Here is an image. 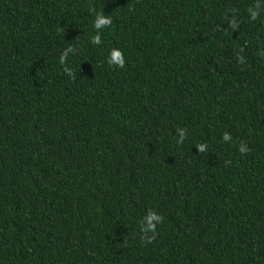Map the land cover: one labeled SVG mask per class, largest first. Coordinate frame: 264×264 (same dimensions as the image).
Returning <instances> with one entry per match:
<instances>
[{
    "label": "trees",
    "instance_id": "obj_1",
    "mask_svg": "<svg viewBox=\"0 0 264 264\" xmlns=\"http://www.w3.org/2000/svg\"><path fill=\"white\" fill-rule=\"evenodd\" d=\"M0 264H264V0H0Z\"/></svg>",
    "mask_w": 264,
    "mask_h": 264
},
{
    "label": "clouds",
    "instance_id": "obj_2",
    "mask_svg": "<svg viewBox=\"0 0 264 264\" xmlns=\"http://www.w3.org/2000/svg\"><path fill=\"white\" fill-rule=\"evenodd\" d=\"M92 12H95V8L90 9ZM251 11V18L255 20L258 17V13L255 10H250ZM232 23H235L233 21ZM112 24V19L110 16H106L103 12L97 13L96 18L94 20V26L98 30L103 29L105 27H110ZM92 43L93 44H100L101 43V37L99 34L95 35L92 38ZM72 51L71 49L67 50L65 53H63L60 56V64L61 65H66L67 59H68V52ZM243 51V50H241ZM238 59L243 62V57H238ZM108 63L110 65H113L118 68H123L125 66V58L119 49H113L111 53L109 54L108 58ZM64 71L68 73L69 75H73L72 71L68 68L65 67ZM186 129H179V136L180 139L177 141L178 144H182L184 139L186 138ZM222 139L225 142H230L231 141V134L225 132L223 134ZM207 144H199L197 145L196 149L199 151V153H204L207 151ZM249 149L247 148L246 145H241L240 151L242 154L246 153ZM164 220V217L162 215L157 214L156 211L154 210H149L147 215L144 217V219L140 222V228H141V233H142V239L144 240L145 243H152L157 236V225L162 223Z\"/></svg>",
    "mask_w": 264,
    "mask_h": 264
}]
</instances>
